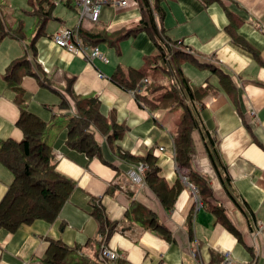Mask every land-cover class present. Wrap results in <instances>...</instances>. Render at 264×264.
Listing matches in <instances>:
<instances>
[{"label":"crops","instance_id":"1","mask_svg":"<svg viewBox=\"0 0 264 264\" xmlns=\"http://www.w3.org/2000/svg\"><path fill=\"white\" fill-rule=\"evenodd\" d=\"M161 6L162 20L157 12L154 17L168 36L180 39L199 61L216 68L186 59L180 63L189 84L206 90L201 117L218 140L234 199L219 180L197 128L191 132L190 164L212 190L206 204L180 177L173 142L180 107L142 105L133 90L112 78L118 64L141 67L143 55L155 50L144 30L115 39L116 32L139 22V0H108L97 21L79 17L77 0H0V140L23 139L16 123L23 104L48 122L56 169L75 183L54 221L36 219L15 231L0 226V264H45L50 239L79 246L63 264H264V0H162ZM63 27H78L87 52V42L96 40L108 61L87 59L58 45L53 33ZM21 57L25 62L13 68L16 79L6 76L9 63ZM44 78L50 86L43 85ZM68 78L75 93L98 97L103 114L128 126L115 148L100 132L94 133L103 158H89L66 144V121L75 112L74 101L60 107V94L53 88L64 91ZM116 149L134 155L151 152L158 176L168 186L178 178L183 182L172 209H165L145 183L133 185L125 179V170L138 161L119 157ZM12 179L11 170L0 161V200ZM108 185H117L115 195H105ZM97 197L107 218L118 221L106 245L117 254L113 260L98 257V222L91 213ZM131 200L156 214L170 239L144 228L140 220L130 223L125 212ZM208 205L221 206L240 237L218 222ZM226 253L230 262L224 260Z\"/></svg>","mask_w":264,"mask_h":264},{"label":"trees","instance_id":"2","mask_svg":"<svg viewBox=\"0 0 264 264\" xmlns=\"http://www.w3.org/2000/svg\"><path fill=\"white\" fill-rule=\"evenodd\" d=\"M161 1L139 0L142 10L139 22L129 29L115 33L116 39L120 34H122L120 37L130 36L144 30L154 42L155 50L143 55L144 64L141 67L124 68L118 64L112 78L122 87L133 90L136 99L142 105L163 110L180 107L181 116L173 131L174 159L180 177H184L193 192L197 194L198 199L206 204L207 199L212 196V190L207 180L190 164L191 132L197 128L201 131L207 154L219 180L232 197V182L227 165L221 158L218 140L207 129L200 113L203 106L202 97L206 90L189 84L188 77L183 73L180 63L181 60L186 59L212 67L214 70L216 68L212 63L199 61L198 56L188 50L181 40L168 36L165 27L154 17V12L158 13V18L161 20L164 16ZM203 1L207 3L209 0ZM39 25H43L42 20ZM40 32V29L37 30L35 35ZM87 43L91 46H98L96 40ZM22 62H25L22 57L20 60L10 62L5 75L16 79L13 68ZM262 62L264 63L263 60ZM144 77L147 79L146 82H142ZM42 83L50 86L48 78L42 79ZM72 83L73 79L68 78L64 91L52 87L60 94V107L68 108L69 100L74 101L75 112L68 115L66 121V144L70 148L84 152L89 158L93 156L103 158L101 145L95 139L94 133L100 132L105 136L109 145L115 148L117 145L115 141L125 134L128 126L125 122L117 121L113 115L103 114L98 97L75 93ZM20 105V114L16 123L24 133L23 139L20 141L10 138L0 140V161L9 167L13 175L5 195L0 200V226L9 231H15L22 224H30L36 219L46 222L54 221L75 187L72 179L62 175L56 169L48 122L27 110L23 104ZM116 153L119 157H129L145 163L147 167L142 172L144 183L165 209L173 208L178 194L185 187L179 178L171 187L168 186L165 179L158 176L159 166L155 163L156 157L151 152L134 155L128 151L121 152L116 149ZM117 191V185H108L105 195L113 196ZM128 195L132 197L131 192ZM96 201L92 203L91 213L98 222L99 241L96 245L100 247L98 250V257H100L101 248L108 244L110 237L117 229L118 221H111L107 218L103 206L100 205L101 197H97ZM208 207L218 222L240 237L238 231L224 215L221 206L208 205ZM125 217L132 224H140V220L144 228L152 230L165 239L171 237L170 231L156 214L140 206L134 200H131ZM188 217L190 222V215ZM188 229L191 235L190 226ZM91 243H95L94 240ZM78 248V245L70 247L60 240L50 239L43 261L45 264L66 263L67 257Z\"/></svg>","mask_w":264,"mask_h":264},{"label":"built area","instance_id":"3","mask_svg":"<svg viewBox=\"0 0 264 264\" xmlns=\"http://www.w3.org/2000/svg\"><path fill=\"white\" fill-rule=\"evenodd\" d=\"M108 0H77V9L79 13V17L87 18L90 21H97L99 19L100 11L104 3H106ZM115 2H121L124 3L125 0H114ZM53 40L60 46L63 47H70L72 49V52H80L82 55L87 59H92L94 57H99L100 59L107 61V58L101 53L98 46H91L90 51L87 52L85 50L86 46L81 43L80 36H79V29L76 28H70V27H63L58 29L53 33ZM180 40V39H179ZM188 50L191 51L190 48ZM147 79L144 77L142 79V82H146ZM144 164V165H143ZM146 164L139 162L137 165L132 167L136 173L135 178L138 180H135L132 178L133 184H138L141 182H144L142 179V171L146 168ZM131 171V170H130ZM197 205H200L198 199ZM100 255L102 259H110L113 260L117 257V254L112 251L111 249L107 248L106 246L101 248ZM225 262H230V256L228 253L225 255Z\"/></svg>","mask_w":264,"mask_h":264},{"label":"rangeland","instance_id":"4","mask_svg":"<svg viewBox=\"0 0 264 264\" xmlns=\"http://www.w3.org/2000/svg\"><path fill=\"white\" fill-rule=\"evenodd\" d=\"M31 31H32V30H31ZM67 49L72 51V49H71L70 47H68ZM137 163H139V161L136 162L135 164H133L132 167H134L135 165H137ZM143 165H144V164H143ZM132 167H128V168H127V171L125 170V179H126V180L129 179V181L133 184V182H136V181H133L132 178H134L135 180H137V179L135 178L136 173H135V171H134V169H133ZM130 170H131V171H130ZM132 181H133V182H132ZM137 181H138V180H137ZM143 183H144V182H142V184H143ZM138 184H141V182L138 183ZM133 185H134V184H133ZM226 254H227V253H226Z\"/></svg>","mask_w":264,"mask_h":264},{"label":"bare ground","instance_id":"5","mask_svg":"<svg viewBox=\"0 0 264 264\" xmlns=\"http://www.w3.org/2000/svg\"><path fill=\"white\" fill-rule=\"evenodd\" d=\"M143 172V171H142Z\"/></svg>","mask_w":264,"mask_h":264}]
</instances>
